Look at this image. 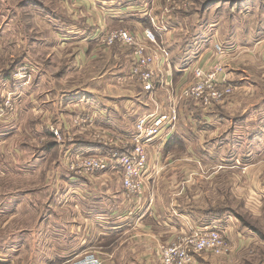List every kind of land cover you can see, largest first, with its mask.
Instances as JSON below:
<instances>
[{
	"label": "rangeland",
	"instance_id": "rangeland-1",
	"mask_svg": "<svg viewBox=\"0 0 264 264\" xmlns=\"http://www.w3.org/2000/svg\"><path fill=\"white\" fill-rule=\"evenodd\" d=\"M102 1L107 2L110 12L122 15L124 20L110 19L109 14H105L106 3L98 5L97 11L101 15L97 19L101 20H98L97 26L88 30L89 33L83 30L77 34L79 29L74 28L71 25L73 23L66 22L64 26L57 27L50 21L42 20L40 13L43 14L44 9L39 0H0V26L5 28L4 32L0 30V97L14 94L16 99L14 118L9 122L0 119V192L8 191L14 183L17 189L27 190L32 196L30 199L34 200L33 208H29V202L26 201L13 218H10L13 213L9 212L0 216L2 223L8 221L7 229H0V263L48 264L44 253L46 248L49 252H57L58 246L66 258L53 264H68L86 255H100L98 248H85L84 238H80V234H73L77 231L84 235V230H69L68 225L62 230L57 226L64 221H73L72 210L76 208H67L63 214L52 212V208L49 212L48 207L61 201V194L64 193L55 186L54 178L46 179L47 174H66L70 173V169L63 164L65 148L58 147L55 136L46 142L41 140L42 137L35 140L40 135L37 130L42 123L40 118L31 116V95L34 93L32 97L41 98L46 89L57 95L64 92L68 94L81 86L85 90L97 86L98 80L109 78V72L112 69L115 71V63L109 56V48L112 47L105 42L106 32L127 28L142 35L146 26L137 23L138 12L141 15L150 12L156 17L159 10L170 8L171 12L177 14V22L173 27L179 30L171 37L172 42H177L180 50L185 47L194 62L205 55L208 64L200 67L211 69L220 65L222 73L234 83L235 91L224 101L205 108H213L223 117L224 124L220 129L217 130V123L213 124L212 121L210 132L203 135L196 134L197 130L192 133L188 131V144L176 143L163 151L156 145L157 142L149 146L147 176L154 171L157 180L147 186V196L150 195L151 202L156 194L166 199V205L177 204L179 200L185 199L204 217L233 213L240 227L247 229L244 235H255L251 244L248 242L238 247L236 243L239 236L234 231L227 238L231 247L228 255H202L214 258L210 264H264V15L251 18L252 8L242 5V0H172L180 5L176 9H172L168 0ZM102 1L97 3L102 4ZM45 4L56 13L67 15L58 1L46 0ZM164 24L169 28L167 19L162 26ZM135 26L141 29L134 30L132 27ZM57 28L61 30L59 35ZM93 30H96L95 34ZM167 32L161 31L162 35L158 36V42L163 47L168 39L164 35ZM53 35L54 38L51 37ZM217 45L222 46L224 54H220ZM86 46L88 51L84 58L81 52ZM96 47L99 49L96 50ZM114 47L123 48L128 56L134 57V52L128 47L121 44ZM80 54L86 62L82 68L76 69L74 66L77 59L80 60ZM22 63L32 68V76L37 78V82H31L32 87L15 94L4 79L10 68ZM65 64L72 65L64 77H57L56 73ZM131 64L133 66L134 61ZM169 101H166V109L170 106ZM183 104L185 107L191 105ZM196 106L203 108L201 105ZM38 111L41 112V109L38 108ZM31 119H34L35 126L39 125L36 130L30 127ZM71 129L74 130V127ZM14 158L18 160L17 164L12 162ZM143 201L147 202L145 195L139 203L137 199L130 202V212L135 207H143ZM45 221L55 224L53 233L31 228L39 227ZM205 225H196L194 229ZM61 232H65L66 236L58 240ZM48 234L54 236L51 235V239L54 238L51 240L52 245L41 246L40 241L37 242L38 236ZM31 235L35 236L34 239H31ZM77 251L80 253L75 256Z\"/></svg>",
	"mask_w": 264,
	"mask_h": 264
},
{
	"label": "crops",
	"instance_id": "crops-1",
	"mask_svg": "<svg viewBox=\"0 0 264 264\" xmlns=\"http://www.w3.org/2000/svg\"><path fill=\"white\" fill-rule=\"evenodd\" d=\"M39 1L41 7L44 9L42 12L43 14L40 13L42 20L50 21L56 24L55 26L57 27L64 26L66 22L73 23L71 25L79 29L77 34L82 33L83 30L89 33L88 30H92L97 26L98 20H101V18L97 19L98 15H101V13L98 12V5L103 6L106 3L107 11L105 14H109L110 19H118V21L121 20V22L124 20L121 17L122 15L116 12H110L107 2L102 0H55L63 6L67 15L56 13L50 9L48 5L45 4L46 0ZM98 1H102V4H98ZM155 1L159 2L161 0H152L151 2ZM242 1V5H248L252 8L250 10L251 18L264 15V0ZM257 6H260L259 11L257 10ZM171 7L172 9H176L177 3L175 2ZM169 9L164 11L159 10L155 14L156 17L154 15L152 16L150 12H146L144 15L138 12L139 17L137 18V23L141 22V24L146 27L153 26L150 18H155L157 21H164L165 19L169 21L168 32L164 35L168 38L165 42V47L169 49L171 54L170 63L162 67V71L157 78L159 86L154 93L157 95L160 110H167L166 101L170 100L171 96L179 94L182 89L194 80L195 68L208 64L207 58H204L205 55L194 62L192 57L188 54L189 51H187L185 47L180 50L181 47L177 46V42H172L171 37L173 34L176 35L179 30L177 31V28L173 27V24L177 22V14H175L174 11L171 12ZM145 15L147 16L144 18L141 17ZM102 20L104 21V19ZM132 28L134 30L141 29L136 26ZM2 29L4 32L5 28L0 26V30ZM63 29L65 28L63 27ZM60 31L61 30L57 28L56 32L58 35ZM95 31L96 30H93L94 34ZM0 32L2 33V31ZM51 37L54 38L55 35ZM98 49L99 48L96 47V50ZM84 50H82L81 54H83L85 58L88 47L86 46ZM81 54L80 60L77 59V63L74 66L76 69H80L85 65L86 61L83 60L84 58ZM110 55L113 58L112 61L115 63V71L112 69V71L109 72V78H103L104 80H98L96 82L97 86L100 87L93 85L92 87H87L85 90L81 88V86L68 94L64 92L57 95L51 93L49 89H46L41 98L32 97L34 93L31 95L30 100L33 105L31 116L40 118L42 123L40 128L42 130H37L40 135L35 140L42 137L41 140H45L44 142H46L50 137H54L51 127L59 129L62 134V140H58L56 137L54 138L57 139L56 143L59 148H65V155L68 157L65 156L63 164H65L67 168L69 167V157L72 158L82 151L98 152L106 151L107 149H109V151L111 149L122 150L123 148L105 146V139L101 140V138L97 137L99 133L96 131H104L109 134L110 138L114 136L117 140H125L134 129L135 122L133 121H136L138 116L146 113V111L149 113L155 109L150 93L144 89L141 83L131 77L132 64L130 65V63L135 61L136 56H128L127 51L120 47L109 48V56ZM71 65L72 64L63 65L56 73L57 77H64L67 74V69H69ZM4 80L10 84L11 89H13L12 91L16 92L15 94L19 93L20 90L32 87L30 85L31 82H37V78L32 76L31 71L29 76L24 80H16L14 77ZM0 98L1 100L3 99V97ZM190 104L191 105H187L186 107L183 103L179 105V122L171 135L174 134L180 140L176 138L171 140L172 136L169 134L160 137L156 145L161 147V151L168 147L170 149V147L176 143L187 142L188 144V131L192 133L197 130L196 134L203 135L205 132H210L209 127L212 126V121L213 124L217 123V130L224 124L223 117L213 111V108L210 110L204 107H198L194 103ZM38 108L41 109L42 113L38 111ZM197 108H199V110H197ZM23 114L25 117V113ZM79 115L93 116V124L87 126V129L75 125L73 120ZM14 116L15 114L12 118H14ZM12 118L4 121L9 122ZM31 120L30 127H32V129L39 127V125H34V119ZM219 120H221V123ZM36 122H39V120ZM72 126L74 130L71 129ZM23 129L27 130V128L24 127ZM106 133L100 134L101 137L107 136ZM169 140L171 141L168 142ZM157 155L159 156V154ZM158 161L161 162V159L158 158ZM12 162L17 164L18 160L14 158ZM148 171L149 170H147V172ZM53 178L56 182L55 186L60 187L64 194H61V198L59 197L61 201L56 205H50V207H48L49 212L54 209L52 212L63 214V211H66L67 208H76L72 210V213H74L73 221H64V223H58L57 226L62 230H65L66 225H68L67 229L69 230H84V235H81V232L77 231L73 234L74 236L80 234V238L81 236L84 238L85 248H98L100 250V256L104 260V264H160L157 255V246L159 243L169 241L181 233L191 234L198 229H194V227L196 225L198 227L200 224L222 225L226 229L227 238L229 234L236 231L239 236L236 243L238 247L248 244V242L251 244L250 242L253 241L255 236L248 232L247 236L244 235L243 232H246L247 229L245 227H240V223H238L236 216L231 212L225 215H206V217H204L192 203H188L185 199L179 200L177 204L172 203L166 205L164 204L166 199H161V197L156 194H154V201L150 202V195L148 194L147 196L146 190L151 181L157 180V175H155L154 171L147 176L148 182L147 185L145 184L146 188L144 195L147 202L143 201V207L142 205L140 207H135L132 212H130V210H132L130 202L125 195L121 174L117 170L111 169L108 172H99L92 175L77 174L71 170L70 173L66 174H47L46 179L51 180ZM10 187L11 189L8 191L3 190V192H0V216L2 213L9 212V214L13 213L10 217L13 218L14 214L20 211V207L26 204V201L29 202L28 207L33 208L34 200L30 199L32 196L30 193L26 192L27 190L23 191L17 189V185L14 183H12ZM176 193L179 194V191H176ZM50 208L52 209L50 210ZM7 223L8 221L4 223L0 221V224H2L0 229L2 231L7 229ZM54 225V223H47L45 221L42 222L39 227H37V225L31 228H35V230L38 229V231L39 229L43 231L47 230L48 233H53L52 229H54ZM51 235L53 236V234H48V236L43 235V237L37 235L39 238V240L37 238V242L40 241L41 246H50L52 245L51 240L54 239V236L51 239ZM65 236L66 233L61 232L57 238L61 240ZM31 237V239H34L35 236L31 235ZM48 250L49 249L46 248L44 252L45 255H47L46 261L49 262L48 264H53L56 261H64L66 258L62 250L59 249V246L56 249L57 252H55V250L49 252ZM79 253L80 252L77 251L74 255H79ZM213 259L214 258L209 257V255L207 257L204 255L198 257L199 264H210V260Z\"/></svg>",
	"mask_w": 264,
	"mask_h": 264
},
{
	"label": "built area",
	"instance_id": "built-area-1",
	"mask_svg": "<svg viewBox=\"0 0 264 264\" xmlns=\"http://www.w3.org/2000/svg\"><path fill=\"white\" fill-rule=\"evenodd\" d=\"M171 5L175 1L168 0ZM179 5V4H177ZM153 26L145 27L142 35L134 33L127 28L110 29L106 32L105 42L109 47L117 44L131 49L136 56L131 67V77L141 83L150 93L155 109L144 113L136 119L134 129L125 140L109 137L106 132L96 131L97 137L105 139V146L119 149L88 152L82 151L74 157H69V169L77 174L92 175L99 172L117 170L122 177L125 195L129 202L137 203L143 198L145 191V176L149 167V146L158 142L160 137L167 136L176 127L179 118V105L194 103L204 108H210L224 101L235 91V85L223 73L220 65L211 69L197 67L194 69L195 79L177 95L170 97V106L167 110H160L157 95L159 71L170 63V51L158 42L161 31L168 27L162 26L163 21L151 18ZM141 36V37H139ZM96 38V37H95ZM220 54H224L221 45L216 46ZM31 67L22 65L13 75L16 80H23L30 74ZM223 75V76H222ZM16 99L14 94L5 96L0 100V119L8 120L16 112ZM93 116H77L73 122L83 129L93 124ZM51 131L58 140H62L59 129L51 127ZM171 131V132H169ZM107 136L101 137L100 134ZM231 251L228 244L225 227L219 224H208L198 228L191 234H178L169 241L159 243L157 255L160 264H199L198 257L204 253L214 256H225ZM1 264V263H0ZM68 264H103L101 256L86 255L83 259Z\"/></svg>",
	"mask_w": 264,
	"mask_h": 264
},
{
	"label": "trees",
	"instance_id": "trees-1",
	"mask_svg": "<svg viewBox=\"0 0 264 264\" xmlns=\"http://www.w3.org/2000/svg\"><path fill=\"white\" fill-rule=\"evenodd\" d=\"M151 27V26H150ZM23 64H19V65H14L12 68H10V70L7 72V79H9V78H13V75H14V73L22 66ZM171 138V137H170ZM178 139V140H180L179 138H177L174 134L172 135V138H171V140H173V139ZM171 140H169L168 142H170Z\"/></svg>",
	"mask_w": 264,
	"mask_h": 264
}]
</instances>
